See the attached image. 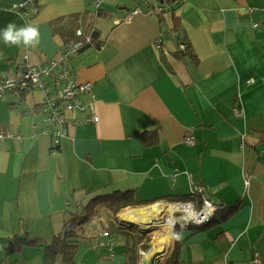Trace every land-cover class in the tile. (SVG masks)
Instances as JSON below:
<instances>
[{"label": "crops", "instance_id": "0c3cea01", "mask_svg": "<svg viewBox=\"0 0 264 264\" xmlns=\"http://www.w3.org/2000/svg\"><path fill=\"white\" fill-rule=\"evenodd\" d=\"M26 1L0 0V32L33 24L39 43L0 36V78L57 59L79 29L96 37L65 61L87 88L59 142L43 101L57 104L62 82L0 98V264H69L44 255L71 219V264H144L120 214L202 199L210 220L175 224L146 264H264V0ZM119 200L136 203L114 212Z\"/></svg>", "mask_w": 264, "mask_h": 264}, {"label": "built area", "instance_id": "2783aa9c", "mask_svg": "<svg viewBox=\"0 0 264 264\" xmlns=\"http://www.w3.org/2000/svg\"><path fill=\"white\" fill-rule=\"evenodd\" d=\"M30 0L26 2L29 3ZM99 2V0H98ZM97 6V1H94ZM23 4H20L22 6ZM15 6V5H14ZM135 12V11H133ZM81 30H77V40H72L68 48L63 51L57 59L49 60L46 64L34 66L26 62L22 68L15 70L9 69L5 75L0 78V98L8 91L14 94L25 91L29 92L33 89H43L44 83L42 78L51 77L52 80L62 82V89L58 94L59 101L57 104L49 98H45L44 108L48 113V124L51 126L50 133L52 141L54 143L65 135V117L63 112L76 108L83 110L84 107L78 101V93L87 88L86 84L76 83L71 74V71L66 67L65 61L69 57L73 56L81 46L86 45L90 41L89 35L82 36ZM61 105V106H59ZM96 120L95 117H93ZM88 120H92L90 117ZM93 120V121H94ZM5 137V133L0 132V138ZM186 143L191 144L194 142L192 136L188 135L185 139ZM191 193L202 196L203 187L199 184H193L191 186ZM181 214L176 216L175 224L180 223L181 220L191 222L193 225H202L210 220L216 211V207L210 201L202 199L199 208L194 207L190 203H179L177 204ZM193 210V216H190L189 212ZM187 210L189 216L186 217L185 211ZM178 211V212H180ZM181 215V216H180ZM187 225V224H186ZM107 235L106 232L103 233ZM254 264H262L260 261H256Z\"/></svg>", "mask_w": 264, "mask_h": 264}, {"label": "bare ground", "instance_id": "6f19581e", "mask_svg": "<svg viewBox=\"0 0 264 264\" xmlns=\"http://www.w3.org/2000/svg\"><path fill=\"white\" fill-rule=\"evenodd\" d=\"M177 204L156 203L141 208L125 210L120 219L142 231L151 239V244L141 249V258L144 264L156 252L168 250L171 246V232L176 222L175 211H179ZM186 217L189 216L187 210Z\"/></svg>", "mask_w": 264, "mask_h": 264}, {"label": "trees", "instance_id": "16d2710c", "mask_svg": "<svg viewBox=\"0 0 264 264\" xmlns=\"http://www.w3.org/2000/svg\"><path fill=\"white\" fill-rule=\"evenodd\" d=\"M91 28L92 29L90 31L89 37L92 38V40H93L96 37L95 27L92 26ZM186 48L187 47H185V49ZM191 196L192 195H190L189 197H191ZM172 200L179 201V202H188V198H185V199H172ZM135 203L136 202H133L131 200L130 201L122 200V202L119 200L118 204H116V205L114 204L115 206L112 207V210L114 212H116L121 207H124V206H127V205H133ZM73 223L74 222L71 219L69 221V223H67V225H66L67 229L65 230L64 234L61 235V236L54 237L49 242V244H47L45 246L44 258H45L46 261H48V262L52 261L53 258L55 257V255L60 253L62 255V260L64 262H68L69 264H71L73 262L74 256H75V254L77 253V250H78V243L74 239L75 238V234L73 233L72 230H70L71 227L73 226ZM78 223L79 222L77 221L75 225H77ZM25 240H26V237L24 238V242H25ZM14 244H16V239H13L11 241V245L6 246V248L9 249V248L15 246ZM174 262H175L174 257L171 255L169 258H167V260L163 264H174Z\"/></svg>", "mask_w": 264, "mask_h": 264}, {"label": "clouds", "instance_id": "9594fccd", "mask_svg": "<svg viewBox=\"0 0 264 264\" xmlns=\"http://www.w3.org/2000/svg\"><path fill=\"white\" fill-rule=\"evenodd\" d=\"M5 44H13L24 46H35L39 43L40 32L38 26L27 24L23 27L17 28L14 23H9L7 27L0 32Z\"/></svg>", "mask_w": 264, "mask_h": 264}, {"label": "rangeland", "instance_id": "374dc122", "mask_svg": "<svg viewBox=\"0 0 264 264\" xmlns=\"http://www.w3.org/2000/svg\"><path fill=\"white\" fill-rule=\"evenodd\" d=\"M163 203H166V202H163ZM175 213L176 212H174V214ZM97 227H99L97 224L91 223V221H85V230L86 231L90 230V231L96 232L97 230H99ZM126 230L130 231V229H126ZM139 233H140L139 236H141V237L138 239V241L141 240L142 241L141 247L142 248H146L148 246V244H149L150 238L148 236H146V234L143 233V232L139 231ZM167 254H168V252L165 253V255H167ZM162 256L163 255H161V258H162ZM156 261H157V264L160 262L159 260H156Z\"/></svg>", "mask_w": 264, "mask_h": 264}, {"label": "water", "instance_id": "95a60500", "mask_svg": "<svg viewBox=\"0 0 264 264\" xmlns=\"http://www.w3.org/2000/svg\"><path fill=\"white\" fill-rule=\"evenodd\" d=\"M178 214H181V212L176 213V215H178ZM123 222H124V221H123ZM130 227H132V226L130 225Z\"/></svg>", "mask_w": 264, "mask_h": 264}]
</instances>
